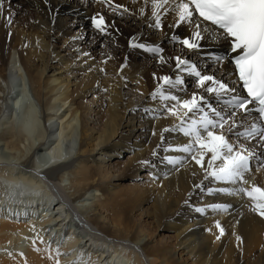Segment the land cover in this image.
<instances>
[{"label":"bare ground","instance_id":"6f19581e","mask_svg":"<svg viewBox=\"0 0 264 264\" xmlns=\"http://www.w3.org/2000/svg\"><path fill=\"white\" fill-rule=\"evenodd\" d=\"M49 3L51 15L43 0H11L16 13L14 23L9 27L0 18V149L6 154L7 162H15L7 165L0 157V164L4 163L0 166V264H54L52 249L57 247L62 253L60 264H113L115 260L116 264H143V261L148 264H232L237 255L246 256L250 264H264V219L251 211L247 198L208 195L209 187L230 186L204 180L205 173L190 157L178 172L171 165L160 163L165 155L185 156L179 152L166 153L164 148L189 141L182 133L165 132L161 142V131L179 122L164 116L153 120L144 109L158 108L160 104L159 100L150 98L157 86L153 73L157 77L176 73L166 66L160 67L151 53L128 48V41L135 38L134 42L160 45L166 56H185L202 72L215 74L236 87L227 61L220 65L205 55L210 48L216 56L224 55L226 46L206 39L202 42V52H181L170 36L173 33L187 35V26L170 29L168 25L173 17L168 15L162 18L161 30L149 28L150 5L144 17L139 15L143 0H135V3L114 0L130 10L131 14L122 16L113 15L111 9L97 0H49ZM96 12H101L109 24L115 25L109 28L108 36L101 37L92 29L89 17ZM7 14L5 11L4 15ZM30 20L39 23H30ZM77 35L83 39L73 41L71 38ZM78 51L90 52L94 59H78ZM109 56L111 59H107ZM125 56L127 64L121 69ZM102 60L106 62L101 63ZM100 68L105 71L100 72ZM184 79L190 96L197 91L194 81L186 75ZM96 82L97 89L93 88ZM102 89L108 91L104 95L105 104ZM83 93L93 94V100L101 99L97 108L82 104ZM178 95L183 98L185 94ZM212 103L215 104L214 99ZM37 122L40 128L35 133L33 125ZM75 136L78 137L76 152L70 154L71 149H61L62 142L68 144ZM153 150L158 154L156 157L152 156ZM125 151L130 153L124 163L126 170H137L131 188L125 189L126 200L110 189L105 173L111 163L120 166L119 159ZM145 159L156 163V168L138 163ZM207 159L206 156L205 166ZM254 165L253 160L252 170L247 174L249 184L264 188V170L255 172ZM149 171L158 179L153 181ZM202 181L204 191L194 187ZM51 186L56 191L52 192ZM57 190H61L65 201ZM144 195L156 203L154 220L165 217L174 223L177 233L172 245L154 240L145 228L125 217L124 209L129 201L135 203ZM186 200L188 205L184 203ZM211 203L231 207L226 212L207 208L204 214L194 211V207ZM81 218L95 229L97 244L93 245V236L78 229L86 230ZM73 220L80 225H75ZM217 220L225 229V235L213 242L218 234ZM233 226V233L243 241L239 248L234 235L227 239L226 230ZM48 228L53 230L47 233L54 231L50 247L46 243L47 234L41 235ZM117 242H124L128 248L118 249ZM83 252L84 257L77 256Z\"/></svg>","mask_w":264,"mask_h":264},{"label":"snow or ice","instance_id":"6c2138e0","mask_svg":"<svg viewBox=\"0 0 264 264\" xmlns=\"http://www.w3.org/2000/svg\"><path fill=\"white\" fill-rule=\"evenodd\" d=\"M97 2L111 9L113 15L131 14L127 7L114 3V0ZM133 2L135 3V0ZM43 3L48 6L51 15L49 0H43ZM149 5L151 7L148 17L149 28L161 30L162 18H167L168 15L173 17L171 24L168 25L170 29L187 26V35L173 33L170 36V40L180 47L181 52L185 50L187 53L202 52L204 49L202 42L206 39L224 44L226 46L224 55L215 56V62L223 65L227 61L233 66L232 74L237 77L234 83L241 84L243 93H246L238 94L236 87L229 85L222 78H217L215 74L202 72L196 63L185 56H166L164 48L160 45H148L134 42L135 38L130 39L128 48L142 49L153 54L160 67L166 66L176 73L159 77L153 73L157 86L151 92L150 98L154 101L159 100L160 104L158 108L144 109L153 120L164 116L172 117L179 122L161 131V142L164 141L165 132L182 133L189 141L176 147L164 148L166 153L179 152L185 156L165 155L160 163L171 165L172 169L178 172L180 167L185 165L187 157H190L191 161L205 173L204 180L230 186L209 187L208 195L217 193L227 196L242 195L251 202V211L264 219V188L250 185L247 179V174L252 170L253 160L256 162L257 171L264 170V0H143V5L139 9L141 17L145 16ZM5 11L8 13L7 16L4 15ZM15 14L11 0H0V18L6 21L7 26L11 27L14 23ZM89 20L92 29L101 37L108 36L109 28L115 27L106 21L105 15L101 12H96ZM29 22L39 23L36 20ZM51 23L55 24L54 17ZM71 39L75 41L83 37L77 35ZM37 45L39 46V40ZM24 47H27V44ZM101 47H104L103 43ZM80 57L94 59L91 53L86 51H78L77 58ZM207 58L213 57L209 54ZM105 62L106 60L101 61ZM84 63H87V59ZM126 64L127 56L121 69ZM91 70L89 68V71ZM99 71L103 73L105 70L100 68ZM185 74L193 78L197 90L190 96L187 94ZM121 78L126 81V78ZM178 93L185 95L182 98ZM213 99L215 104L212 103ZM152 135L155 136L156 132L153 131ZM157 155L156 150H153L152 156ZM138 163L150 169L157 166L152 160L147 159L139 160ZM195 174L194 172L193 175ZM148 175L153 181L158 179L153 171H149ZM202 184L203 181L194 187L204 191ZM184 203L188 205L187 200ZM230 207L231 205L225 203H211L204 207H194V211L204 214L207 208L213 212H226ZM215 229L218 230V234L215 235L213 242L220 241L225 235V229L218 220L215 221ZM233 235L239 248L243 241L240 236H236L235 233ZM52 251L55 253V259L52 256H49V259H54V264H60L59 257L62 253L59 248Z\"/></svg>","mask_w":264,"mask_h":264},{"label":"rangeland","instance_id":"374dc122","mask_svg":"<svg viewBox=\"0 0 264 264\" xmlns=\"http://www.w3.org/2000/svg\"><path fill=\"white\" fill-rule=\"evenodd\" d=\"M90 16H92V15H90ZM86 20V19H85ZM85 20H83L84 22H85ZM58 45H60V42L59 43H57V46ZM58 49V48H57ZM153 55V54H152ZM95 63L97 64V59H95ZM87 69H89V67H87ZM86 69V70H87ZM87 72V71H86ZM89 73V72H88ZM88 73H85V74H88ZM90 74V73H89ZM186 75V74H185ZM187 76V75H186ZM187 77H189V76H187ZM189 78H192V77H189ZM193 79V78H192ZM93 84H95V85H93V88H95V89H97V82L96 83H93ZM15 85V84H14ZM96 86V87H95ZM14 89H13V91H15L16 90V88L15 87H13ZM102 91V90H101ZM95 92L97 93V91L95 90ZM103 92V91H102ZM101 92V93H102ZM106 92L108 93V91H105V92H103L102 94V96H104V95H106ZM105 93V94H104ZM132 93V95H133V92H131ZM135 94V93H134ZM95 96H96V94H94ZM100 95V97H101V94H99ZM98 95V96H99ZM82 104H91V106L93 107V108H97V103H98V101H97V99H92V96H93V94H85V93H83L82 95ZM97 96V97H98ZM96 97V98H97ZM29 99L31 100L32 98L29 96ZM100 101H101V99H100ZM99 101V102H100ZM105 101L107 102V98H105V96H104V104H105ZM157 101V100H156ZM34 105H36V104H34ZM95 105V106H94ZM18 107H20V105L18 104L17 105ZM37 115V114H36ZM92 115H94V117H95V119H96V117H97V115H96V113L94 112ZM138 117V116H137ZM37 120H39L40 121V119H39V117H38V115H37ZM47 125H49V124H46V126ZM56 124H52L51 126H55ZM95 126H98V124L96 125L95 124ZM33 128H34V132L36 133V131H37V129H39L40 128V124H38V122H37V125L36 124H34L33 125ZM158 140H159V138H158ZM77 143H78V137H73L72 138V140L67 144V142L65 141V142H62L61 144H62V148L61 149H65L66 147H67V149H71V151H70V154H72L73 152H76V145H77ZM0 157H1V159L3 160V161H5L6 163H7V165H8V163L9 164H11V163H15L14 162V160H12L11 162L9 161V162H7V160L8 159H5L6 158V154L3 152V150L2 149H0ZM129 155H130V153L129 152H124V155L122 156V157H120V166H117V167H115L114 166V164L115 163H113V166H112V163H111V165L109 164V167H108V170L106 169V176L108 177L107 178V183L109 184V187H110V189L111 190H113V191H115L116 193H118L119 195H120V197L122 198H124L125 200L127 199V196H128V194H126L125 195V193L127 192V190H125V189H129V188H131L130 186H131V184H132V180H134V178H135V174H136V172H137V170H135V171H127L126 170V166L124 165V163L126 162V160L128 159V157H129ZM53 163V161L51 162V163H49V165H51ZM3 164L4 163H2V164H0V166H3ZM124 166H125V168H124ZM256 165H254V167H253V170L256 172L257 170H256V167H255ZM19 167V166H18ZM38 177V176H37ZM38 179H40V177H38ZM109 179V180H108ZM141 180V179H140ZM111 185V186H110ZM52 187V186H51ZM49 188H50V185H49ZM52 189H53V191L52 192H54V191H56L55 190V188L54 187H52ZM51 189V190H52ZM51 190H50V192H51ZM124 190H125V192H124ZM121 191V192H120ZM51 192V193H52ZM61 193L62 194V197L64 196L63 195V193L61 192V190H57V193ZM58 193V194H59ZM123 193V194H122ZM61 194H59V197L61 198V199H63L60 195ZM122 194V195H121ZM11 195H13V193H11ZM15 195V194H14ZM28 197V196H27ZM147 197V198H146ZM145 197V195L144 196H142L141 198H138L139 199V201L137 200V202H135V203H131L130 201H129V204H128V206H127V209H124L125 211V213H126V216L125 217H127L128 218V220L131 222V221H134V222H136V225L137 226H139V227H141V228H145V231L147 232V233H149V235L151 236V238L153 237V239L154 240H156V241H158V242H162V243H165V244H168V245H172L175 241H176V233H177V230H176V227H175V225H174V223L173 222H170V220H168V218H165V217H163V218H161L160 219V221H157V220H154V216H155V211H156V207L157 206H155L156 205V203L154 202V201H152V198L150 199L149 198V196H146ZM38 198V197H37ZM122 198V199H123ZM144 198V199H143ZM149 198V200H147ZM244 198H246V197H244ZM64 201H65V198L63 199ZM144 200H145V202H144ZM144 203H143V202ZM138 202H142V204L141 203H138ZM152 202V203H151ZM131 203V204H130ZM134 204V205H133ZM135 204H136V206H135ZM131 206V207H130ZM136 208H135V207ZM154 206V207H153ZM133 207V208H132ZM145 207V208H144ZM129 208H131V209H129ZM135 208V209H134ZM152 208H153V210H152ZM155 208V209H154ZM23 211H25L24 209H22ZM132 212V213H131ZM151 212H153V214L151 213ZM75 213H77V212H75ZM74 213V215H75V217L77 216L76 214ZM128 213V214H127ZM148 213V215H146ZM12 214V212H10V215ZM7 215H8V213H7ZM151 215V216H150ZM145 216H147V217H145ZM148 216H150V217H148ZM129 218H131V219H129ZM25 219H28V215H25ZM152 219V220H151ZM74 221V220H73ZM81 222H82V224H84V226L86 227V228H84V229H86V230H83V229H81V227H78V229L79 230H81L82 232H84L85 234H88L89 236H93L94 237V243H93V245L94 244H97V236H96V231H95V229L89 224V223H87V222H84L83 220H82V218H81ZM133 222V223H134ZM75 225L76 224H78V225H80L77 221H74L73 222ZM132 223V222H131ZM135 224V223H134ZM143 225V226H142ZM171 226V227H170ZM236 226V225H235ZM235 226H233V227H231V228H229V229H227L226 230V235H227V239H231V238H233V229H234V227ZM53 230V228H48V229H45L44 231H43V233L41 234L42 236H44L45 237V235L47 234V241H46V243H47V245H51L52 244V240H51V238L53 237V234H54V231H51V232H48L47 233V231L48 230ZM155 236V237H154ZM57 241H61V239H58ZM23 244L25 243V241L24 242H22ZM117 243H119V245H118V249L121 247V250H125L126 248H128V246H127V244H123L122 242H117ZM92 245V244H91ZM93 245H92V247H93ZM139 253V252H138ZM84 255H85V253L83 252V253H81V255H77V256H79V257H84ZM182 258V257H181ZM115 260V259H114ZM113 264H116V260L113 262ZM143 264H148V262L147 261H143ZM232 264H250V260L246 257V256H239V255H237V256H235L234 257V260H233V262H232Z\"/></svg>","mask_w":264,"mask_h":264}]
</instances>
